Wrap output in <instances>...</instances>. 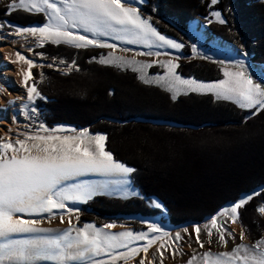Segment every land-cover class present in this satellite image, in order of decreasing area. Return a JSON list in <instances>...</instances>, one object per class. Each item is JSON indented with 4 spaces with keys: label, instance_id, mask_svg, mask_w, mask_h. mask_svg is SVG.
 I'll return each mask as SVG.
<instances>
[{
    "label": "snow or ice",
    "instance_id": "obj_1",
    "mask_svg": "<svg viewBox=\"0 0 264 264\" xmlns=\"http://www.w3.org/2000/svg\"><path fill=\"white\" fill-rule=\"evenodd\" d=\"M145 3L146 0H11L5 15L15 11L42 13L47 22L39 27H19L2 21L0 40L10 36L31 37L36 47L40 48L50 43L78 50L90 47L112 49L113 52L108 55L94 56L92 60L105 66L131 68L145 84L156 83L172 93L173 100L181 94H211L216 100L230 101L252 112V115L264 111V79H254L242 60L231 66L224 65L221 68L223 79L202 82L194 78H182L177 73L176 69L180 65L174 61L181 59L179 55L152 63H141L115 55L118 45L107 42L108 38L147 49L170 48L180 52L185 47L183 43L161 34L153 26L151 17L142 12ZM210 3L214 6L219 0H210ZM210 15L220 25L227 24L221 12L212 11ZM5 28L8 29L7 33H4ZM119 50L131 51L128 48ZM191 51L192 58H207L195 45ZM134 54L157 58L171 55L160 51H137ZM36 55L46 59L43 53ZM12 62H22L27 66L19 72L21 84L26 90V100L19 110L26 119L32 120L38 115L37 100L46 99L36 86L32 69L43 68L45 65L35 63L20 52L15 53ZM219 63L224 64L223 61ZM58 64L65 67H58L55 58L46 66L65 74L79 71L75 60L68 62L60 59ZM154 64L165 69L164 75H148L147 70ZM5 91L0 86V94ZM21 99L24 98L17 97L6 103L15 105ZM106 140L105 134H91L87 129L77 130L66 126L49 128L44 123L36 125L35 131L18 133L16 138L7 134L0 137V264H119L120 261L129 264L141 253L143 256H140L138 264H146V261L147 264H155V259L148 256L154 246L160 256V264H163L165 252L170 251L173 257L182 254L178 247L183 240L181 233L173 235L154 223H147V230L140 232H113L118 227L115 223H106L102 228L93 223H85L82 227L73 225L72 216L77 214L78 223L80 209L71 208L70 204L87 203L94 196L108 194L110 185L131 184L130 177L136 170L116 160L113 153L106 150ZM90 176L120 179L102 182L82 179ZM262 193L264 189L246 194L212 216L203 225L208 237L207 243L212 244L215 234L217 242L227 247V238L235 239L231 225L241 221L242 210ZM138 195L135 191L122 192L123 198ZM153 206L163 208L159 202H153ZM256 212L264 216V205L258 206ZM66 216L68 227L64 230L40 226L44 219L50 222L57 217L64 223ZM239 227L240 239L243 241L245 228L242 223ZM183 231L192 235L187 228ZM193 232L196 243L203 249L205 243L201 239V226L195 225ZM163 238L168 240L161 242ZM141 241L144 243L140 244ZM197 261L199 264H264V238L251 246L241 243L231 251L215 255L205 251L200 257L194 255L188 264H196Z\"/></svg>",
    "mask_w": 264,
    "mask_h": 264
},
{
    "label": "trees",
    "instance_id": "obj_2",
    "mask_svg": "<svg viewBox=\"0 0 264 264\" xmlns=\"http://www.w3.org/2000/svg\"><path fill=\"white\" fill-rule=\"evenodd\" d=\"M6 10L0 6V22L19 27L47 22L42 13L5 15ZM212 11L221 12L227 24L214 22ZM142 12L161 34L184 43L187 56H192L194 42L190 23L199 20L215 37L247 53L252 63L264 65L263 0H219L214 6L210 0H146ZM104 54L100 48L78 50L50 43L33 50L39 60H75L79 71H35L36 86L46 99L37 100L38 115L30 122L105 134L106 150L136 170L131 179L140 197L94 196L82 207L79 224L156 219L162 211L147 201L156 198L166 209L169 225L176 228L202 223L242 196L264 189V111L252 115L211 94H181L173 100L172 93L145 84L131 68L92 60ZM248 71L254 79H263L257 70ZM178 73L201 81L223 79L221 68L209 59L182 62ZM261 205L264 193L241 213L253 240L264 233V221L256 212Z\"/></svg>",
    "mask_w": 264,
    "mask_h": 264
},
{
    "label": "rangeland",
    "instance_id": "obj_3",
    "mask_svg": "<svg viewBox=\"0 0 264 264\" xmlns=\"http://www.w3.org/2000/svg\"><path fill=\"white\" fill-rule=\"evenodd\" d=\"M264 1V0H263ZM11 2V0H0V6H3V7H6L9 5V3ZM222 15V14H221ZM146 16V15H145ZM223 17V15H222ZM224 18V17H223ZM213 21H215V18L213 17ZM194 22H199L201 24V26H204L205 28H207L209 30V32L211 33L210 31V28L209 26L206 24V23H203L199 20H196ZM193 22V23H194ZM192 24V23H191ZM39 26H42V25H30V26H27V27H39ZM154 27H156L154 24H153ZM157 29V28H156ZM6 33V32H4ZM212 34V33H211ZM189 35L191 37V39L194 41L192 46L195 45L197 50L205 57H207L206 59H209L211 61H216V64L222 68L224 65H229L231 66L232 64H235L237 61H243L245 66L248 68V70H257V66L255 68V65H253V63L251 62L249 56L247 55V58L245 57H242V56H233V55H229V54H224V53H221L217 50V48L213 47L211 44L201 40L198 35H196L191 27L189 26ZM213 35V34H212ZM166 36V35H165ZM12 38H16L17 40V44H16V49L18 52L20 53H24L26 54L27 56H29L31 59H34V60H38V61H41V62H46L47 64H50L52 63L53 60L51 61H47V60H39V59H35L33 57V51L30 52L29 49H35L37 48L36 47V43H35V40L31 37H15V36H10ZM170 39H173L175 40L176 42H180L182 43L181 41L177 40V39H174V38H171L169 36H166ZM222 40V39H221ZM107 42L109 43H115L118 45V48L116 49V51L114 52L115 55L117 56H123L125 59H128V60H137L141 63H152L153 61L155 60H159V61H166V60H169V59H172L173 56H176V55H179L181 56V59L179 61H174V62H177L179 63V65L182 63V62H187V61H191V60H195V59H200V58H192V56H187L184 52V48L180 51V52H176L175 50L173 49H170V48H161V49H157V48H152V49H147V48H144L143 46H139V45H127V44H122L120 43L119 41H115V40H112L110 38L107 39ZM225 42V41H224ZM184 44V43H183ZM185 45V44H184ZM233 45V44H232ZM235 46V45H234ZM120 48H128L130 49L131 51H128V52H121L119 49ZM105 54L104 56L108 55L110 52H113L112 49H108V48H103L102 49ZM137 51H142V52H147V51H152V52H155V51H160L161 53H164V52H168L170 53L171 55H168V56H165V55H161L160 57H149V56H136L134 53L137 52ZM243 52V51H242ZM220 61H223L224 64H220L219 62ZM47 64H44L45 67L43 68H40V67H37L35 69H32L33 71V76L34 78H36L35 76V71L36 70H45V69H53V70H56L55 68H49L47 67L46 65ZM262 65V64H261ZM57 66L60 67V68H63L65 67V65H59L58 62H57ZM153 69H157L158 72L157 73H151L150 72V69L147 70L148 72V75L150 77H155V76H158V75H164L165 73V69L162 68L159 64H154ZM151 68V69H152ZM230 70H235V69H230ZM75 71V70H74ZM177 73H178V69H176ZM258 72L262 73V78L264 79V72L262 70H257ZM62 72V71H61ZM179 74V73H178ZM180 75V74H179ZM181 76V75H180ZM182 78H192V77H183L181 76ZM195 79V78H194ZM197 80V79H196ZM197 81H201V80H197ZM33 81H29V83H32ZM202 82H212V81H202ZM215 82V81H213ZM156 84V83H154ZM20 85V86H19ZM0 86H3L2 83L0 82ZM18 88L21 90V94L24 95L22 98L24 99H21L20 102L18 103V107H17V111L19 113V117L26 121L25 125H21V129L23 128V130H17L13 133V138H16L18 133H22V132H28V131H35L36 130V125L38 124H33L30 122V120L26 119L20 112V107L21 105L25 102L26 100V90L25 88L22 86V84H18ZM164 88V87H163ZM179 96V95H178ZM177 96V97H178ZM230 102V101H229ZM25 126V127H24ZM59 126H66V127H71V128H74L73 126H67V125H59ZM57 127V126H56ZM76 129V128H75ZM77 130H84V128H78ZM88 130V129H87ZM22 131V132H21ZM89 131V130H88ZM22 138V137H21ZM82 179H86V180H91L92 177H84ZM105 179L104 177H100V179H96L95 182H102V180ZM107 179V178H106ZM113 179V178H112ZM117 179H119L117 177ZM130 180H131V184L130 185H125V186H122V188H119L117 189V187L119 185H110L109 186V189H108V194H104L106 196H118V197H122V192L124 190H128V191H135L137 193H139L138 196H129L128 198L130 197H140V192L137 188L134 187L133 183H132V179L130 177ZM121 187V186H120ZM117 189V190H116ZM148 203L153 207V202H159L161 203L160 201H158L156 198H148L147 199ZM84 204L86 203H83V204H70L69 207L71 208H79L80 209V212L78 213V216H79V221H80V218H81V213H82V207L84 206ZM162 204V203H161ZM163 205V204H162ZM158 209V208H156ZM162 211V215L161 217H158L156 219H142L140 217H128V218H125L124 220L120 221V222H116L115 224H119V225H123V227H117L115 229H113L112 231L113 232H120V231H124V230H131L133 232H140V231H146V224L147 223H154L156 225H158L160 228H162L163 230L165 231H169L171 232L173 235L176 233V232H180L182 237H183V240H181L179 242V249L181 251L182 254L180 255H176L175 257H173L171 255V252L168 251V252H165V255H164V259H163V264H188V261L195 255L197 257H200L205 251H210L211 253H213V255L215 254H218V253H221V252H226V251H231L232 249H234L237 245L241 244V243H244L248 246H251L253 244H255L258 240H260L261 238H264V233L261 235V237L257 240H253L249 233H248V230L247 228L244 226L245 228V239L243 241H241L240 239V232L237 233L235 230V239H232L230 237H228V245L227 247H224L222 246L221 244H219L217 242V236L214 234L213 235V242L211 245H209L207 243L208 241V237H207V234L206 232L203 230V225L205 223H207L209 221L206 220L202 223H191V224H186V225H182V226H179V227H172L169 225V222H168V215L166 213V209L165 207L163 206L162 209H159ZM76 215L77 214H74L72 216V221H73V225L74 226H79V227H82L83 225L79 224V222L77 223V220H76ZM261 219L264 221V216H261ZM223 219V218H221ZM67 220H68V217L66 216L65 217V222L64 223H61L59 218H55V219H52L50 222L47 220V219H44L43 223L40 225L41 227H45V228H52V229H59V230H64L68 227V223H67ZM239 223H241V221H238ZM95 224V223H93ZM97 227L99 228H102V226H98L97 224H95ZM136 225V226H135ZM195 225H200L201 228H202V232H201V239L204 241L205 243V247L203 249H201L199 247V245L196 243L195 241V233L193 232V227ZM187 228L188 229V233H192V235H188L187 233H185L183 230ZM231 228L233 229L232 225H231ZM153 235H156V234H153ZM168 238H163V241L161 242H164V241H167ZM140 244L144 243V242H139ZM171 242L169 241V244ZM155 254V255H154ZM149 258H154L155 259V264H160V256L159 254L156 252V246H154L152 249L149 250ZM140 256H143V253L140 254ZM140 256H137L135 258V260H131L129 261V264H138V261L140 259ZM119 264H123V261H120ZM146 264H147V261H146ZM196 264H199V261L196 262Z\"/></svg>",
    "mask_w": 264,
    "mask_h": 264
},
{
    "label": "bare ground",
    "instance_id": "obj_4",
    "mask_svg": "<svg viewBox=\"0 0 264 264\" xmlns=\"http://www.w3.org/2000/svg\"><path fill=\"white\" fill-rule=\"evenodd\" d=\"M190 27L201 40L211 44L213 47L217 48L219 52L247 58V55L244 52L239 50L236 46L213 36L209 30L204 26H201L199 22L192 23ZM16 44V38L8 37L6 40H0V82L6 89L3 94H0V137H3L5 134L8 136H13L15 131L23 130V128L21 129L20 126L25 125L26 123V121L19 117V113L17 111L20 100H18L15 105H8L6 103L9 100H15L17 97L24 96L21 94V90L18 88V84H20L22 80L19 72L22 68L26 69L27 66L23 65L22 62H12L15 60V53L18 52L16 49ZM21 54L30 58L24 53ZM32 60L37 64H47L46 62H41L34 59ZM257 68L264 72V65H258ZM117 225L118 227L120 226L119 224ZM239 225V222H237L236 225H232L233 229L237 233L240 232Z\"/></svg>",
    "mask_w": 264,
    "mask_h": 264
},
{
    "label": "crops",
    "instance_id": "obj_5",
    "mask_svg": "<svg viewBox=\"0 0 264 264\" xmlns=\"http://www.w3.org/2000/svg\"><path fill=\"white\" fill-rule=\"evenodd\" d=\"M92 177V179L90 180V181H93V182H95V180L98 178V179H100V177H98V176H91ZM109 179H112V178H105V179H103L102 181H105V180H109ZM113 179H117V177H115V178H113ZM120 179V178H119ZM119 188H122V186L120 187V186H118L117 187V189H119ZM116 189V190H117Z\"/></svg>",
    "mask_w": 264,
    "mask_h": 264
},
{
    "label": "water",
    "instance_id": "obj_6",
    "mask_svg": "<svg viewBox=\"0 0 264 264\" xmlns=\"http://www.w3.org/2000/svg\"><path fill=\"white\" fill-rule=\"evenodd\" d=\"M253 65H255V68H256V66L261 65V64L253 63ZM256 69L259 70L258 68H256Z\"/></svg>",
    "mask_w": 264,
    "mask_h": 264
}]
</instances>
